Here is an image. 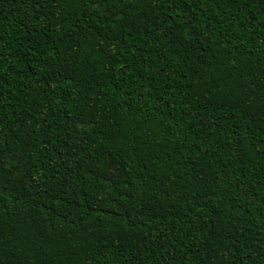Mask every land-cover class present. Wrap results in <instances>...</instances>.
Returning <instances> with one entry per match:
<instances>
[{
	"label": "trees",
	"instance_id": "16d2710c",
	"mask_svg": "<svg viewBox=\"0 0 264 264\" xmlns=\"http://www.w3.org/2000/svg\"><path fill=\"white\" fill-rule=\"evenodd\" d=\"M0 264H264V0H0Z\"/></svg>",
	"mask_w": 264,
	"mask_h": 264
}]
</instances>
